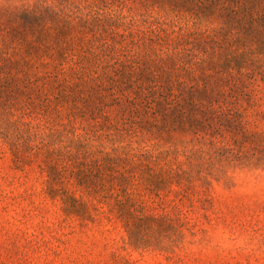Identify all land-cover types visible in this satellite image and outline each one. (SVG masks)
Segmentation results:
<instances>
[{
  "label": "trees",
  "instance_id": "trees-1",
  "mask_svg": "<svg viewBox=\"0 0 264 264\" xmlns=\"http://www.w3.org/2000/svg\"><path fill=\"white\" fill-rule=\"evenodd\" d=\"M262 113L264 0H0V155L62 224L173 253L213 182L264 170Z\"/></svg>",
  "mask_w": 264,
  "mask_h": 264
},
{
  "label": "rangeland",
  "instance_id": "rangeland-1",
  "mask_svg": "<svg viewBox=\"0 0 264 264\" xmlns=\"http://www.w3.org/2000/svg\"><path fill=\"white\" fill-rule=\"evenodd\" d=\"M250 122V131L264 136V114ZM0 157V175L12 181L0 185V264H264V170H238L230 185L213 182L208 202L186 211L187 228H194L168 254L121 249L118 224H62L60 205L45 198L39 174L12 169L7 153Z\"/></svg>",
  "mask_w": 264,
  "mask_h": 264
}]
</instances>
